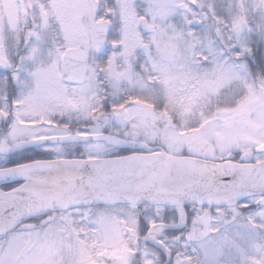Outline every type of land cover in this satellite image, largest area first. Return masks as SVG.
Returning <instances> with one entry per match:
<instances>
[{
	"label": "snow or ice",
	"instance_id": "snow-or-ice-1",
	"mask_svg": "<svg viewBox=\"0 0 264 264\" xmlns=\"http://www.w3.org/2000/svg\"><path fill=\"white\" fill-rule=\"evenodd\" d=\"M0 264H264V0H0Z\"/></svg>",
	"mask_w": 264,
	"mask_h": 264
}]
</instances>
